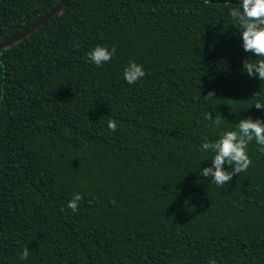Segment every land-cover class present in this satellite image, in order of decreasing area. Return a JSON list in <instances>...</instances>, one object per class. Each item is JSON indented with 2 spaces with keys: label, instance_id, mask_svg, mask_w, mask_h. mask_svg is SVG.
Returning a JSON list of instances; mask_svg holds the SVG:
<instances>
[{
  "label": "trees",
  "instance_id": "16d2710c",
  "mask_svg": "<svg viewBox=\"0 0 264 264\" xmlns=\"http://www.w3.org/2000/svg\"><path fill=\"white\" fill-rule=\"evenodd\" d=\"M57 1L0 0V41ZM235 6L69 0L0 50V264H264V153L250 145L223 188L197 173L209 115L229 129L261 115ZM97 44L117 47L99 69L86 63ZM129 59L147 71L134 85Z\"/></svg>",
  "mask_w": 264,
  "mask_h": 264
},
{
  "label": "clouds",
  "instance_id": "9594fccd",
  "mask_svg": "<svg viewBox=\"0 0 264 264\" xmlns=\"http://www.w3.org/2000/svg\"><path fill=\"white\" fill-rule=\"evenodd\" d=\"M227 14L232 25L238 30L243 52L251 54L242 61L241 74L264 82V0H240L235 7L227 9ZM116 56L115 45L97 44L87 52L86 63L99 69L110 65ZM146 75L144 64L135 59H129L122 69V78L129 85L142 82ZM209 95L213 97L214 93L210 92L207 96ZM253 97L255 99L252 106L261 115L241 117L234 128L222 127L220 119H212L210 115L207 117L212 121L217 133L214 138L202 136L198 146L200 164L197 173L204 181L210 180L218 189L228 186L226 182H230L233 176L248 171L253 163L249 155L250 145L254 144L257 151L264 153V96L254 94ZM231 111L239 116L247 109ZM107 128L116 132L117 121L109 120ZM202 162L210 163L201 167ZM82 199L79 192H74L67 200L66 207L72 213H77ZM18 259L29 260V249H23ZM208 264H217V260L210 258Z\"/></svg>",
  "mask_w": 264,
  "mask_h": 264
},
{
  "label": "water",
  "instance_id": "95a60500",
  "mask_svg": "<svg viewBox=\"0 0 264 264\" xmlns=\"http://www.w3.org/2000/svg\"><path fill=\"white\" fill-rule=\"evenodd\" d=\"M69 0H58L53 6H51L44 13L39 15L28 25H25L22 29L14 31L8 35L4 40L0 41V50L8 46L13 45L15 42L24 39L31 32H33L38 26L44 24L49 18L54 16L65 3ZM231 3L236 4L237 0H229Z\"/></svg>",
  "mask_w": 264,
  "mask_h": 264
},
{
  "label": "rangeland",
  "instance_id": "374dc122",
  "mask_svg": "<svg viewBox=\"0 0 264 264\" xmlns=\"http://www.w3.org/2000/svg\"><path fill=\"white\" fill-rule=\"evenodd\" d=\"M225 2L231 3L229 0H225ZM239 2H240V0H237L236 4H238Z\"/></svg>",
  "mask_w": 264,
  "mask_h": 264
}]
</instances>
